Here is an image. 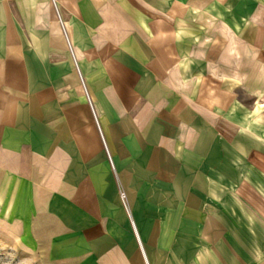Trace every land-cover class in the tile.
<instances>
[{"label":"crops","instance_id":"0c3cea01","mask_svg":"<svg viewBox=\"0 0 264 264\" xmlns=\"http://www.w3.org/2000/svg\"><path fill=\"white\" fill-rule=\"evenodd\" d=\"M0 235L36 264H264V0H0Z\"/></svg>","mask_w":264,"mask_h":264},{"label":"rangeland","instance_id":"374dc122","mask_svg":"<svg viewBox=\"0 0 264 264\" xmlns=\"http://www.w3.org/2000/svg\"><path fill=\"white\" fill-rule=\"evenodd\" d=\"M219 187L220 196L218 197V203L221 206L219 213L225 216V218L231 219V223H233L225 233L229 232V239H236L235 245L237 250V246H240L241 248L239 249L242 251L245 245L247 250L256 249L255 251H259V242L253 241L254 239H245V236L250 233L254 235L260 232L250 219V214L235 198L234 193L229 191L224 184H220ZM206 247L207 245H205V249ZM209 261H211V259L205 258V264ZM0 264H36V258L27 256L23 250L15 245V243L5 240L4 237L0 235Z\"/></svg>","mask_w":264,"mask_h":264},{"label":"built area","instance_id":"2783aa9c","mask_svg":"<svg viewBox=\"0 0 264 264\" xmlns=\"http://www.w3.org/2000/svg\"><path fill=\"white\" fill-rule=\"evenodd\" d=\"M69 49H70L71 53L73 54V50H72V46H71L70 42H69ZM81 81H82V85H83V89H84V91H85V94H86L87 98H88L89 101H90V96H89V94H88V91H87L86 85H85V83H84L82 77H81ZM95 118H96V120H97V122H98V119H97L96 116H95ZM101 134H102V132H101ZM102 137H103V135H102ZM103 141H104V144H105V148H106V150L108 151V147H107V144H106V142H105L104 137H103ZM108 153H109V151H108ZM109 158H110V160H111V164L113 165V162H112V159H111L110 156H109ZM122 198H123L124 200H126V195H125L124 193H122Z\"/></svg>","mask_w":264,"mask_h":264}]
</instances>
